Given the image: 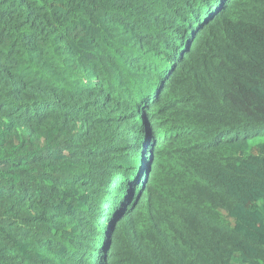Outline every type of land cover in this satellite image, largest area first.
Returning a JSON list of instances; mask_svg holds the SVG:
<instances>
[{"label": "trees", "instance_id": "1", "mask_svg": "<svg viewBox=\"0 0 264 264\" xmlns=\"http://www.w3.org/2000/svg\"><path fill=\"white\" fill-rule=\"evenodd\" d=\"M0 264H264V0H0Z\"/></svg>", "mask_w": 264, "mask_h": 264}]
</instances>
